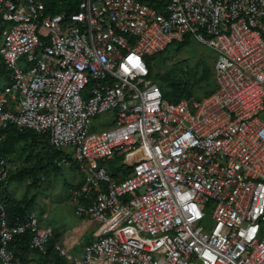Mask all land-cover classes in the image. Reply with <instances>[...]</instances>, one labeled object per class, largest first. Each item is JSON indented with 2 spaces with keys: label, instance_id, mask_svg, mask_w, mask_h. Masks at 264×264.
I'll return each mask as SVG.
<instances>
[{
  "label": "built area",
  "instance_id": "obj_1",
  "mask_svg": "<svg viewBox=\"0 0 264 264\" xmlns=\"http://www.w3.org/2000/svg\"><path fill=\"white\" fill-rule=\"evenodd\" d=\"M46 1L0 0V129L44 135L84 173L74 213L99 222L95 237L80 257L53 250L73 264H264V0ZM184 37L212 51L215 89L170 102L148 56ZM25 232L44 253L52 228L33 213L9 225L0 201V264Z\"/></svg>",
  "mask_w": 264,
  "mask_h": 264
},
{
  "label": "trees",
  "instance_id": "obj_2",
  "mask_svg": "<svg viewBox=\"0 0 264 264\" xmlns=\"http://www.w3.org/2000/svg\"><path fill=\"white\" fill-rule=\"evenodd\" d=\"M50 2L51 0H48L46 4L49 6ZM62 8L63 7H57L56 11H60ZM190 41L192 40H190L189 37H184L182 41H173L172 43L176 44L177 47H184L189 44ZM149 60L148 66L150 67L151 73L153 66ZM183 66L186 67L185 70L182 69ZM170 67L171 72L174 70L175 73H177L176 77L169 78V80L164 79L161 84L162 86H159L163 97L170 102H177L182 98L189 97L202 98L215 89L213 74L211 73V77H209V68L205 62L204 71L201 76L198 74L197 65L196 68L193 69L192 67V69L189 70L187 62L184 61L180 62L178 66L173 64V66ZM8 75L9 71L0 58V83L8 82ZM189 75L191 76L189 77ZM0 135V157H4L7 163L15 160H23L26 163L21 167H16L11 174L9 173L7 175L5 181L0 185V201L4 204L9 225H13L24 221L25 217L30 213L29 208L34 200L32 196L30 198H18L14 196L13 191L7 192L6 183L12 178H15L17 182L26 180L25 185L27 187L29 186V188L37 187L42 178H44L50 170L59 174V170L61 169L60 160L63 154L61 151L52 148L44 135L37 134L28 129L18 130L14 125H8L0 129ZM33 146L35 147L33 148ZM17 147H19V149H17ZM37 148L39 149L36 150ZM26 149H28V152H26ZM33 150H36V152ZM69 160H71V158H69ZM109 168L112 174L117 177H122L130 171V167L126 164L118 166L111 165ZM66 181L65 183L68 186L79 187V184L73 185L70 181ZM29 239L30 233L25 232L16 235L10 243V249L14 252L15 258L21 261V263L27 261L31 252H35L36 257L39 258V264H73L70 260H67L53 250L54 244L58 243L54 241L53 238L49 240L44 253L30 249Z\"/></svg>",
  "mask_w": 264,
  "mask_h": 264
},
{
  "label": "rangeland",
  "instance_id": "obj_3",
  "mask_svg": "<svg viewBox=\"0 0 264 264\" xmlns=\"http://www.w3.org/2000/svg\"><path fill=\"white\" fill-rule=\"evenodd\" d=\"M212 51L205 45L192 40L189 44L184 47H177L176 44L168 45L161 52L155 53L151 56H148L150 59L153 70L150 73V79L155 81L156 83H160L159 86H162L163 80H169V78L176 77L177 73L173 70L171 72L170 66L179 65L180 62H187L189 66V70L198 68V74L201 76L204 71V62L209 68V77H211L212 73ZM197 62V63H196ZM175 73V74H174ZM191 75H189L190 77ZM192 78V77H191ZM110 113H105L98 118H96L97 124H105L113 121V116L109 115ZM91 131H95V127L90 128ZM42 144V143H41ZM35 146H33L34 148ZM41 147V146H39ZM19 149V147H17ZM37 148L36 150H38ZM41 149V148H40ZM36 150H33L36 152ZM44 151V150H43ZM28 152V149H26ZM115 161H113L114 163ZM26 164L23 160H15L8 163V174L16 167H21ZM62 174L59 175L57 172L51 170L49 174L42 178L40 184L37 187L29 188L25 185L26 180H22L17 182L15 178L9 180L6 183V191H13L14 196L18 198H30L33 197V204L31 205L30 210L37 214L38 218L40 211L43 210V207L48 213V219L53 223V221L58 222V224H62L68 226L71 223V219L73 215L70 212V206L72 202V195L70 194L71 188L65 182L66 180H75L80 184L83 181L84 173L78 170L77 163L71 158L67 163L60 161ZM112 165V162H111ZM110 169L109 167H107ZM66 179V180H65ZM54 185V186H50ZM69 189V190H68ZM67 199L64 201L61 198L67 196ZM43 206V207H42ZM39 212V213H37ZM73 212V210H72ZM53 220V221H52ZM208 223L210 220L207 219ZM97 222V221H96ZM99 225V222H97ZM54 225V223H53ZM55 226V225H54ZM19 262V261H18ZM27 262L22 264H39V258L36 257L35 252H31L27 258ZM21 264V263H18Z\"/></svg>",
  "mask_w": 264,
  "mask_h": 264
},
{
  "label": "crops",
  "instance_id": "obj_4",
  "mask_svg": "<svg viewBox=\"0 0 264 264\" xmlns=\"http://www.w3.org/2000/svg\"><path fill=\"white\" fill-rule=\"evenodd\" d=\"M61 174H62V169L59 170V175H61ZM42 177H44V176H42ZM68 181H70V183L73 185L79 184L75 180H73V182L71 179ZM50 186L52 187L54 185H50ZM70 187L72 188L70 191V194L72 195V202H73V203H71V206H70V212L72 215L74 214L72 219H71V223L68 226H65L62 224H58V222H55L52 220L54 225H55L54 226L53 223L51 221H49L48 213L43 206H42L43 210L40 211L41 215H39V220H40L41 224L46 225V226H50L52 228V230H53L52 238L54 241L60 243L67 250V252L69 254H71L72 256L80 257L84 244L88 243L89 241L94 239L95 233H96L97 228H98V223L92 218H89L86 216L75 215V213H74L75 207H76L77 203L79 201H83V199L79 195L76 196L73 193V190L76 188L75 186H70ZM68 196H69V194L67 196L61 198V199L65 201ZM30 208H29V212L35 214L34 212H32L30 210ZM72 210H73V212H72ZM37 213H39V212H37ZM35 215L38 216L37 214H35ZM18 261L19 260L16 259V264L21 263V261H19V262ZM26 263H28V262L26 261ZM32 264H34V263H32Z\"/></svg>",
  "mask_w": 264,
  "mask_h": 264
},
{
  "label": "bare ground",
  "instance_id": "obj_5",
  "mask_svg": "<svg viewBox=\"0 0 264 264\" xmlns=\"http://www.w3.org/2000/svg\"><path fill=\"white\" fill-rule=\"evenodd\" d=\"M5 72H6V71H5ZM113 161H115V158L113 159ZM113 161H112V162H113Z\"/></svg>",
  "mask_w": 264,
  "mask_h": 264
}]
</instances>
